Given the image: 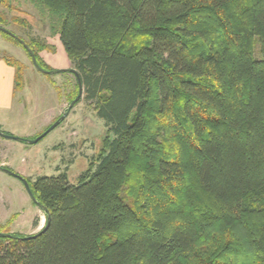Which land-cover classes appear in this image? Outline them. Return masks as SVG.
Listing matches in <instances>:
<instances>
[{"label": "trees", "instance_id": "1", "mask_svg": "<svg viewBox=\"0 0 264 264\" xmlns=\"http://www.w3.org/2000/svg\"><path fill=\"white\" fill-rule=\"evenodd\" d=\"M34 1L107 135L76 185L26 178L49 226L0 264H264V0Z\"/></svg>", "mask_w": 264, "mask_h": 264}, {"label": "rangeland", "instance_id": "2", "mask_svg": "<svg viewBox=\"0 0 264 264\" xmlns=\"http://www.w3.org/2000/svg\"><path fill=\"white\" fill-rule=\"evenodd\" d=\"M0 16L5 21L1 26L27 45L32 43L47 68L58 72H40L23 45L24 48L0 34V65L3 60L14 61L18 67H11L21 74L17 87L15 75L13 106L9 110L1 108L0 98V131L35 140L68 113L38 144L0 136V166L21 176L20 171L25 172L23 177L33 182L39 177L68 173L70 183L76 185L103 149L105 122L98 118L94 103L86 99L84 92L81 102L68 110L77 84L72 72H76V66L65 52L48 12L34 0H5L0 5ZM256 56L260 57L258 52ZM4 160L9 167L2 165ZM45 226V212L33 202L24 183L0 171V233L32 236Z\"/></svg>", "mask_w": 264, "mask_h": 264}, {"label": "water", "instance_id": "3", "mask_svg": "<svg viewBox=\"0 0 264 264\" xmlns=\"http://www.w3.org/2000/svg\"><path fill=\"white\" fill-rule=\"evenodd\" d=\"M0 31L4 32L5 34H7L10 37L14 38L15 40L19 41L29 51V53L32 56L33 64L35 65V67L40 72L45 73V74H48V75L58 73V72H53V71H46V70L40 68L39 65H38V63H37L36 56H35L34 52L29 48V46L23 40H21L19 37H17L15 34H13L12 32H10L9 30H7L5 28L0 27ZM72 72H74V74L76 75V77L78 79V83H79V95H78L77 99L75 101H73L71 103V105L69 106V109H68L69 111L76 105V103L82 98V95H83V86H82V83L80 81V78L76 74L75 71H72ZM67 116H68V113H65L57 122H55L47 131H45L41 136H39L35 140H25L23 138H18V137H15V136H11V135L5 134V133H3L1 131H0V136L4 137L6 139H9V140H15V141H18V142H26V143L35 145V144H38L42 139H44L45 137H47L52 131H54L60 125V123L65 119V117H67ZM0 171H3L5 173H8V174L14 176V177L19 178L24 183V186H25V188H26L29 196L31 197V199L35 203H38L37 200L34 198L33 193H32V190L30 188V184H29V182L27 181V179L25 177H23L21 175H18L16 173L12 172L11 170L6 169V168L1 167V166H0ZM48 226H49V223L39 233H37V235H40V234L44 233L47 230ZM1 235L4 236V237H8V238L12 237L11 235H7V234H1Z\"/></svg>", "mask_w": 264, "mask_h": 264}, {"label": "crops", "instance_id": "4", "mask_svg": "<svg viewBox=\"0 0 264 264\" xmlns=\"http://www.w3.org/2000/svg\"><path fill=\"white\" fill-rule=\"evenodd\" d=\"M15 69L7 64L4 60L1 61L0 65V98L2 99V107L3 109L9 110L13 106V101L15 99ZM9 140V139H6ZM5 161V160H4ZM3 166L9 167V163L7 161L2 163ZM20 171V169H18ZM23 176L25 172H21ZM17 225V222L15 223Z\"/></svg>", "mask_w": 264, "mask_h": 264}]
</instances>
